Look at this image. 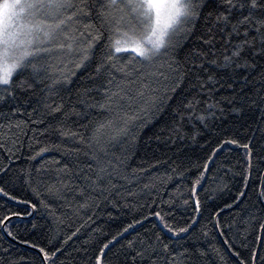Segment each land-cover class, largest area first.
Masks as SVG:
<instances>
[{
  "label": "trees",
  "instance_id": "obj_1",
  "mask_svg": "<svg viewBox=\"0 0 264 264\" xmlns=\"http://www.w3.org/2000/svg\"><path fill=\"white\" fill-rule=\"evenodd\" d=\"M100 2L97 0L98 4ZM93 23L100 28L98 19L93 18ZM204 27L203 20L197 21L196 36L204 31ZM100 30L104 31L103 28ZM105 43L106 40L99 42L91 62L77 70L70 83L56 90L58 96L54 99L57 102L62 99L66 111L74 107L75 113L65 119L61 114L49 117L41 109L29 117L27 113L32 109L28 108L25 113L13 118L28 120L29 123L20 130L13 129L15 139L22 142L13 148L14 155L4 150L12 147L11 141L0 148V167L8 166L7 174L0 173V185L18 198L13 201L0 195V219L10 217V221L5 222L14 234L13 237L5 235L3 226H0V249L11 245L10 258L18 264H97L96 257L100 255L103 245L117 233H122L114 242V247L110 245V250H104L101 264H115L114 254L121 251L122 246L126 247L129 240H147L156 234L162 235L173 251L185 253L186 257L191 254L193 264H241L248 260L253 248L264 255V229L260 228L264 224V196L259 195L260 182L264 179V164L258 169L254 168L251 175L246 177V155L242 147L251 141L254 158L258 156L264 159V102L259 99L264 96V91H261V84L254 82L245 89V94L258 92L257 103L253 105L249 100L241 103L239 95L228 88L222 79L228 75L225 71L217 73L221 83L211 93L200 87L191 70L185 82L173 92L172 83L151 75L156 71L155 67L140 60L128 63L129 57L124 55L119 65L128 64L130 75L127 79L136 82L130 95L135 96L141 82L152 80V87H158L153 94L157 100L145 104L136 98L124 105L128 117H135L128 120L126 134L113 130L121 127L119 123L102 130L100 140L108 152V158L113 163H120V176L112 181L120 186V195L114 193L105 199L92 194L89 206L80 207L86 197L75 194L74 187L82 184L86 173L92 174L88 169L92 161L85 153L91 154L96 146L89 147L66 137L61 138L59 127L63 125L78 131L87 141L96 125L113 119L106 111L85 109L79 104L81 99H85L82 95L85 90H88L90 98L102 99L100 89L110 78L109 72L105 70L97 75L95 67ZM197 47L199 42L196 37H190L183 43L177 59L183 62L184 57ZM166 59L161 57L154 63H163ZM112 75L117 80L125 79L115 70H112ZM227 83H231V80ZM41 87H37L36 97L44 95ZM193 97L201 101L196 115L204 114L207 117L205 121L188 118L183 105ZM212 101L217 102L222 111H215L214 116H209L206 105ZM32 104L38 107L36 98ZM233 108L240 111H233ZM182 115L184 119L180 118ZM38 118L44 119L45 123H31ZM230 139L238 143L221 147L223 141ZM35 140L42 143L37 144ZM45 145L49 150L32 159L34 152ZM57 145L59 148L54 147ZM65 148L78 149V153H65ZM57 161L59 163H55ZM65 164L72 169L70 178L57 175L56 169ZM141 169L146 171L142 172ZM201 172H204V177L196 186L195 193L200 200L197 213L191 189ZM123 176L127 179L120 178ZM58 180L69 182L71 190L63 193L65 199L52 197L46 191L49 184ZM144 185H149V188H144ZM129 192L135 195L130 196ZM240 192L245 195L239 196ZM169 199H173L174 204L162 203ZM184 200L188 204L185 205ZM40 201H44V204ZM27 202L37 207L32 209ZM154 211L162 214L170 212L169 223L176 228L185 227L193 218L198 222L188 233L172 239L171 234L161 232L158 219L150 215ZM217 213L220 228L225 224L231 225L230 229L224 228L223 233L213 221ZM129 225L132 227L128 228ZM125 228H128L127 232L123 231ZM40 248L49 253L56 249L60 251L51 261H43L42 254L38 252ZM236 253L240 254L239 257ZM257 264H260L259 259Z\"/></svg>",
  "mask_w": 264,
  "mask_h": 264
},
{
  "label": "snow or ice",
  "instance_id": "obj_2",
  "mask_svg": "<svg viewBox=\"0 0 264 264\" xmlns=\"http://www.w3.org/2000/svg\"><path fill=\"white\" fill-rule=\"evenodd\" d=\"M93 18L100 21V28H96ZM200 20L204 21L205 27L204 31L196 36V24ZM101 28L104 31H101ZM194 36L199 42V47L193 49L182 62L177 59L178 52L183 48V43ZM103 40H106V43L96 64L95 73L99 75L108 70L110 78L100 89L101 100L90 98L88 90H85L82 93L85 99H81L79 104L85 109L106 111L113 119L96 125L95 131L87 141L78 131L63 125L59 127L61 138L66 137L89 147L96 146L91 154L85 153L92 161V164L88 165L92 174L86 173L82 184L74 187L75 194L86 197L85 203L80 205L82 208L89 206L88 201L92 199V194L105 199L114 193L120 195V186L112 182L120 176V163H113V160L108 158V152L100 140L102 130L119 123L121 127L113 130L126 134L128 120L135 117H128L124 105L136 98L145 104L155 103L157 100L153 94L158 91V87H152V80L141 82L136 88L135 96L130 95L136 82L127 79L130 75L127 71L128 64L119 65L124 55L129 57L128 63L140 60L155 67L156 71L151 75L166 83H172L173 92L185 82L189 70L199 81L200 87L210 93L221 83L217 73L227 72V77L222 79L228 88L239 95L241 103L245 100L251 101L253 105L257 103L258 92L245 94V89L254 82L261 84V91H264V0H101L99 4L97 0H0V148H4V143L11 141L12 147L4 150L14 155L13 148L22 142L15 139L13 129L20 130L29 121L13 118L25 113L28 108L32 109L27 113L29 117L41 109L49 117L61 114L65 119L76 112L74 107L66 111L63 100L57 102L54 99L58 96L56 90L70 83L76 71L91 62L99 42ZM161 57H166V61L155 64ZM112 70L123 74L125 79L117 80L112 75ZM26 72L29 74L24 75ZM228 80H231V83H227ZM209 85L211 87H208ZM38 86H42L40 91L44 95L41 97H36ZM34 98L38 107L32 104ZM259 99L264 102V96ZM200 103V100L193 97L183 105L189 119H207L204 114L196 115ZM206 111L209 116H214L215 111L222 109L217 102L212 101L206 105ZM233 111L240 109L233 108ZM180 118L184 119V116ZM31 123L40 125L45 121L38 118ZM34 142L42 143L39 140ZM237 143L235 139L225 140L221 147ZM250 143L251 141L242 145L246 155V177L251 175L254 168L258 169L264 164V159L258 156L254 158ZM31 146L30 144L29 147ZM54 147L59 148L58 145ZM48 150L47 145L42 146L31 158L35 159ZM63 151L78 153V149L65 148ZM204 168L207 170L206 164ZM7 171V165L0 167V173L7 174ZM56 172L58 176L63 174L70 178L72 169L65 164L57 168ZM203 177L204 172H201L191 189L197 213L200 200L195 196L196 186L200 185ZM120 178L127 179L126 176ZM260 183L259 195L264 196V179ZM144 188H149V185H144ZM68 190H71L69 182L65 180H58L46 188L50 196L60 199H65L63 193ZM0 195L13 201L18 199L2 185ZM128 195L135 193L129 192ZM177 195L180 193L177 192ZM244 195V192L239 193L241 197ZM27 203L32 209L37 207L31 202ZM40 203L44 204V201ZM162 203L172 205L174 200L169 199ZM183 203L186 205L188 201L184 200ZM68 206L71 207V204ZM225 207L230 208L231 205ZM150 215L158 219L161 232L171 234L172 239L188 233L198 222L193 218L185 227L176 228L169 223L170 212L162 214L160 211H154ZM5 221H10V217L4 216L0 219V226H3L5 235L13 237L14 234ZM213 221L221 233L224 228H231V225L227 224L223 228L219 227V213L213 217ZM130 227L132 225L128 226ZM128 228L123 231L127 232ZM260 228L264 229V224H261ZM118 236H122V233H117L103 245L100 255L96 257L97 264H101L104 250H110V245L115 246L114 242ZM10 249L11 245L0 249V264H18L10 258ZM59 251L60 249H56L49 253L43 248L39 249L43 261H51ZM190 255L186 257L185 253L173 251L169 244L164 242L163 236L156 234L147 240H129L126 247L122 246V250L114 254V260L115 264H193ZM236 255L239 257L240 254ZM258 259L260 264H264V255L253 248L248 260L242 261L241 264H257Z\"/></svg>",
  "mask_w": 264,
  "mask_h": 264
},
{
  "label": "water",
  "instance_id": "obj_3",
  "mask_svg": "<svg viewBox=\"0 0 264 264\" xmlns=\"http://www.w3.org/2000/svg\"><path fill=\"white\" fill-rule=\"evenodd\" d=\"M6 222H7V221H6ZM6 222H5V223H6ZM38 252H39V251H38Z\"/></svg>",
  "mask_w": 264,
  "mask_h": 264
},
{
  "label": "rangeland",
  "instance_id": "obj_4",
  "mask_svg": "<svg viewBox=\"0 0 264 264\" xmlns=\"http://www.w3.org/2000/svg\"><path fill=\"white\" fill-rule=\"evenodd\" d=\"M55 55V54H54Z\"/></svg>",
  "mask_w": 264,
  "mask_h": 264
}]
</instances>
